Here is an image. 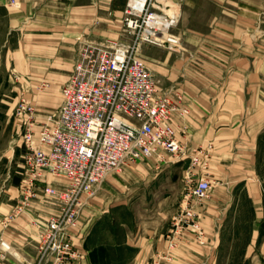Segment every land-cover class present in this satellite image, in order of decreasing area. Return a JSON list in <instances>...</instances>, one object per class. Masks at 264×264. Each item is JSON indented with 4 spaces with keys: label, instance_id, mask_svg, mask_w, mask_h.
<instances>
[{
    "label": "crops",
    "instance_id": "crops-1",
    "mask_svg": "<svg viewBox=\"0 0 264 264\" xmlns=\"http://www.w3.org/2000/svg\"><path fill=\"white\" fill-rule=\"evenodd\" d=\"M123 7L118 0H19L16 6L0 0V71L29 81L30 89L40 81L63 86L85 43L120 37ZM178 37V52L148 46L146 62L163 83L184 95L189 113L177 117L179 137L192 145H215L209 168L214 184L202 209L207 244L199 245L187 233L172 261L164 258L170 211L181 197L186 163L164 165L150 158L127 170L123 179L129 184H121L126 189L117 188L115 196L128 192L132 207L121 199L109 209V187H100L94 207L83 212L78 238L88 252L83 264H218L223 223L235 216L242 198L252 202L260 225L246 256L260 238L264 253V185L258 169L264 137V8L239 1L236 8L224 7L207 33L196 31L193 41ZM41 194L31 216L8 219L12 206L0 205V241L11 245L0 246V264L36 259L39 231L33 220H46L56 209ZM100 207L107 210L98 214Z\"/></svg>",
    "mask_w": 264,
    "mask_h": 264
},
{
    "label": "built area",
    "instance_id": "built-area-1",
    "mask_svg": "<svg viewBox=\"0 0 264 264\" xmlns=\"http://www.w3.org/2000/svg\"><path fill=\"white\" fill-rule=\"evenodd\" d=\"M18 2L6 0L9 6ZM180 17L170 0H129L123 10L129 39L85 43L56 110L40 108L30 91L21 93L13 124L25 176L14 212L22 213L40 193L56 206L48 219L33 220L39 231L36 259L21 264H83L88 258L78 241L83 212L94 207L109 176L150 158L164 165L186 163L164 258L172 257L188 232L207 243L202 209L214 184L209 168L215 145H192L179 137L177 117L189 113L184 95L177 86H164L141 55L144 43L178 46L162 36ZM50 86L40 81L35 91Z\"/></svg>",
    "mask_w": 264,
    "mask_h": 264
},
{
    "label": "rangeland",
    "instance_id": "rangeland-1",
    "mask_svg": "<svg viewBox=\"0 0 264 264\" xmlns=\"http://www.w3.org/2000/svg\"><path fill=\"white\" fill-rule=\"evenodd\" d=\"M173 8L177 9L179 13H181V17L179 22L175 27L170 30V34L174 35L175 38L178 36L181 37V41L184 40L193 41L195 40V32H205L207 33L210 31V23L212 20L221 14V10L224 7H229L231 9L236 8V3L242 0H170ZM119 4L124 5L126 7L129 0H118ZM252 9H260L264 8V0H250ZM0 11V14H2ZM2 18H0V43L3 40L4 36V26L2 25ZM182 35V36H181ZM122 41H127L129 36L123 31L120 37L118 38ZM174 39V38H173ZM177 39V41H178ZM180 41V40H179ZM191 44V43H190ZM193 45V43L191 44ZM159 48L166 49V46L169 44L165 43L164 45H156L152 43H144L141 49L142 57L147 61V56L151 53L148 52V48ZM148 47V48H147ZM180 47V46H179ZM178 46L173 47V51L178 52ZM168 49V48H167ZM176 49V50H175ZM193 50V48H192ZM159 77V76H158ZM160 78V77H159ZM162 81V80H161ZM24 79H20L19 77L9 78V73L0 71V205L3 203L11 205V210L7 215V218L10 215H29L31 205H37V201L39 199V195L34 201H32L31 205L28 206L22 213L16 214L15 207L19 202L20 199V185L22 184L23 178L25 176V171L23 168V157H22V149L18 147L15 142V131H14V124H13V114L17 103L19 101L20 95L23 90L30 91L29 93L36 99L38 105L42 109L46 110H56L61 102V86L59 84L57 86H50L44 92L38 93L35 91L36 85L33 83L32 89L29 88L28 83ZM165 86L166 84L162 82ZM167 86V85H166ZM30 89V90H28ZM36 92V93H33ZM138 164V163H137ZM130 166L131 168L135 167ZM178 164V163H177ZM175 166L176 164H169ZM128 167L124 171L118 174L111 175L112 183H108L107 180L104 181L102 184L103 189L109 187V194H106L108 198L105 200V204L112 209L115 204L119 201L126 200L127 205H130V196H125L128 194H124L123 197L121 195H117L116 191H119L117 188H124L123 185L129 184V181L125 182L124 177H127ZM258 169L261 175V181L264 185V137L263 142L260 145L259 149V158H258ZM264 192V190H263ZM183 194V190H182ZM181 194V197H182ZM136 195V194H135ZM43 199L52 201L53 204L55 202L47 197L45 194H41ZM181 197L178 203L171 207V218L169 229L166 235L170 232L172 228V221L173 218L177 215L179 211V205L181 202ZM206 202V201H205ZM205 204V203H204ZM237 204V203H236ZM15 205V206H14ZM144 206V204H141ZM105 207L97 208V213L101 214L104 212ZM135 215L140 214L141 209L139 208L138 204H135L133 207ZM33 216V215H32ZM130 217V212L128 213ZM229 222L223 223V247L219 253L218 257V264H264V253L260 250V241L254 243L253 247L251 248L250 256H246V249L248 244H252V238L254 236V230L260 228L259 223H257L258 216L256 214V210L254 209L252 202L247 198H242L239 201L238 209L234 217H229ZM203 226L206 229L207 233V225L203 221ZM190 233V232H188ZM192 234V233H191ZM165 235V240L166 239ZM193 235V234H192ZM194 237V235H193ZM194 240L196 241L195 237ZM197 242V241H196ZM198 243V242H197ZM199 244V243H198ZM207 244V243H206ZM205 244V245H206ZM201 245V244H199ZM180 246V245H179ZM179 248V247H178ZM177 248V249H178ZM175 249V251L177 250ZM174 251V252H175ZM173 252V253H174ZM173 256L167 261H172Z\"/></svg>",
    "mask_w": 264,
    "mask_h": 264
},
{
    "label": "bare ground",
    "instance_id": "bare-ground-1",
    "mask_svg": "<svg viewBox=\"0 0 264 264\" xmlns=\"http://www.w3.org/2000/svg\"><path fill=\"white\" fill-rule=\"evenodd\" d=\"M136 1H141V0H133V2ZM174 38V39H173ZM162 39H165L166 41H170L172 44V47L174 45H179V42L177 41V39L174 37V35L170 34L168 31H166L164 33V35L162 36ZM11 246V245H10ZM9 244L7 245V247H10Z\"/></svg>",
    "mask_w": 264,
    "mask_h": 264
}]
</instances>
